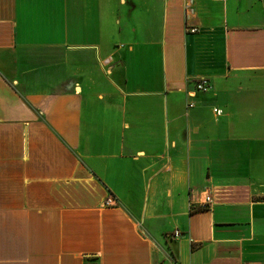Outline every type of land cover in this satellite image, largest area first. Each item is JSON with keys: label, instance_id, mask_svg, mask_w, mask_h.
I'll list each match as a JSON object with an SVG mask.
<instances>
[{"label": "crops", "instance_id": "1", "mask_svg": "<svg viewBox=\"0 0 264 264\" xmlns=\"http://www.w3.org/2000/svg\"><path fill=\"white\" fill-rule=\"evenodd\" d=\"M0 264H264V0H0Z\"/></svg>", "mask_w": 264, "mask_h": 264}, {"label": "built area", "instance_id": "2", "mask_svg": "<svg viewBox=\"0 0 264 264\" xmlns=\"http://www.w3.org/2000/svg\"><path fill=\"white\" fill-rule=\"evenodd\" d=\"M188 31L193 33V34H195V33L198 32V29L197 28H189ZM208 88H209V83H208V81L206 79H201V80L198 81L197 86H196V90L197 91H206ZM214 112L218 116L222 115V113H223V111L220 110V109H214ZM203 193L206 195L205 203H204L205 206L203 208H206V207L212 205L213 198H212L211 193H209L208 190L204 191ZM106 204L107 205H112L113 201L112 200H108ZM180 235H181V233L179 231H176L175 234H174V238H178Z\"/></svg>", "mask_w": 264, "mask_h": 264}, {"label": "trees", "instance_id": "3", "mask_svg": "<svg viewBox=\"0 0 264 264\" xmlns=\"http://www.w3.org/2000/svg\"><path fill=\"white\" fill-rule=\"evenodd\" d=\"M200 210V209H199Z\"/></svg>", "mask_w": 264, "mask_h": 264}]
</instances>
